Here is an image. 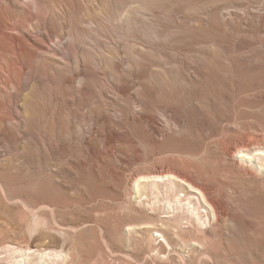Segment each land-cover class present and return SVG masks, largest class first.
I'll list each match as a JSON object with an SVG mask.
<instances>
[{
  "label": "rangeland",
  "instance_id": "rangeland-1",
  "mask_svg": "<svg viewBox=\"0 0 264 264\" xmlns=\"http://www.w3.org/2000/svg\"><path fill=\"white\" fill-rule=\"evenodd\" d=\"M263 8L0 0L42 41L0 78V264H264Z\"/></svg>",
  "mask_w": 264,
  "mask_h": 264
},
{
  "label": "bare ground",
  "instance_id": "bare-ground-1",
  "mask_svg": "<svg viewBox=\"0 0 264 264\" xmlns=\"http://www.w3.org/2000/svg\"><path fill=\"white\" fill-rule=\"evenodd\" d=\"M262 11L264 12V8L262 9ZM4 15H6V14H4V13L0 14V78L3 80L4 87H5V86H8L9 84H11L10 80L8 81V79H7L9 77V75L15 76L17 73H23L28 68V66L26 65V63L23 62V60H25V57L27 56V53L30 50H33L35 53H38V54L41 53L42 41L38 38V36L36 34H34L31 31V29L28 27L29 24L28 25L26 24V26H25L22 23L23 20H21V18L18 19L19 17L18 18L13 17V18L6 20ZM25 15H26V13H25ZM23 17H25V16H23ZM25 21H26V19H24V22ZM35 28H37V27L35 26ZM261 29H263V28H261ZM263 31H264V29H263ZM5 89H6V87H5ZM8 115H7V113H3L2 109H0V118L3 119V121L0 119V134L3 132L2 127L5 125V123H9ZM243 149H246V148H243ZM245 152L246 153H244V154L240 153V154H237L235 156L244 157V155L245 156L251 155L249 152H247V151H245ZM157 174L154 175V177L162 178V175H157ZM171 175H174V174H171ZM140 177H142V176H140ZM143 177L146 178L148 176H143ZM165 177H166V175H165ZM176 178H178V177L176 176ZM139 179H141V178H139ZM183 181H184V179H183ZM1 182H2V180H1ZM189 184L193 188L192 191H194L196 193L197 192L200 193L202 198L204 200L206 199L207 203L211 207L215 208V205L214 204L212 205V203H211L212 199H210V194L207 191V189L201 188V186L198 187L196 184V181L193 179H190V178H189Z\"/></svg>",
  "mask_w": 264,
  "mask_h": 264
}]
</instances>
